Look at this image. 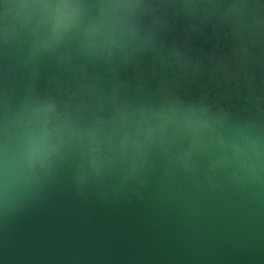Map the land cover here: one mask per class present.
I'll list each match as a JSON object with an SVG mask.
<instances>
[{"label": "water", "instance_id": "obj_1", "mask_svg": "<svg viewBox=\"0 0 264 264\" xmlns=\"http://www.w3.org/2000/svg\"><path fill=\"white\" fill-rule=\"evenodd\" d=\"M0 264H264V0H0Z\"/></svg>", "mask_w": 264, "mask_h": 264}]
</instances>
